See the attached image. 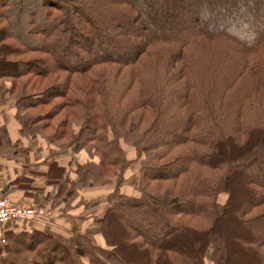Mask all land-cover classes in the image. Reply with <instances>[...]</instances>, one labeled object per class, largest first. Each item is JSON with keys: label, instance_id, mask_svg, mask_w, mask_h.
<instances>
[{"label": "trees", "instance_id": "obj_1", "mask_svg": "<svg viewBox=\"0 0 264 264\" xmlns=\"http://www.w3.org/2000/svg\"><path fill=\"white\" fill-rule=\"evenodd\" d=\"M0 98L25 138L89 156L77 184L48 167L55 202L116 181L88 264H205L213 238L212 264H264V0H0ZM30 233L36 263L76 264Z\"/></svg>", "mask_w": 264, "mask_h": 264}, {"label": "crops", "instance_id": "obj_2", "mask_svg": "<svg viewBox=\"0 0 264 264\" xmlns=\"http://www.w3.org/2000/svg\"><path fill=\"white\" fill-rule=\"evenodd\" d=\"M10 103L11 102H5L2 98H0V130L3 137V146L0 149V198L9 197L16 201V203L28 207H47L51 210V217L48 222L43 223L21 222L19 224H7L4 229L7 241L17 242L16 237L18 238L19 235L33 230L45 233V231L50 232V229H56L60 235L64 233L62 235L64 237L61 236L59 238H62L67 242L70 238L67 239L68 237L65 236V234L72 235L71 232H75L76 228L77 232L80 233L79 236H85L87 239L91 240V235H93L94 232L96 233V230L98 231L99 225L97 224V220H92L90 215L85 214L86 209L81 205V196H78L75 192L74 198H72L67 204L55 202L54 197L57 193V186H48V179L46 177L48 167L53 163H56L58 166L66 169L67 173L69 172L68 170L71 168L72 162L70 163V157H66L67 151L70 152L71 150L72 157H77L78 155L82 156L84 152H77L75 147L68 150H61L47 144L38 137L27 139L21 135L18 138L15 135L19 133L18 129L21 130V127L17 125L18 123L15 120V112L13 111V108L10 105L8 110L3 111L2 109L6 108V105ZM2 105H5V107H2ZM2 115H7L8 122H11L5 127H2ZM4 129L7 132L4 133ZM133 154L136 159L135 152ZM81 158L82 163H80V166L82 167L89 161V156L85 153V157ZM128 160L132 161L133 157ZM70 170L73 171L74 169L71 168ZM21 177L32 181L31 184H20V187L25 186L28 190L19 188L13 183ZM123 185H125V181ZM98 188L100 187H86L81 188V190L84 192L86 191L87 198L85 197V199L90 201V196L92 195L91 191H94L93 195L96 198ZM122 188H120V194L121 190L124 191ZM111 189L113 188H110V190ZM77 193L80 192L77 191ZM86 194H84V196ZM107 195L104 198V204L100 207L102 209V214L103 209L105 210L107 206ZM65 211H69L66 212L68 215L63 214ZM102 214L101 217L103 216ZM73 227L75 228L73 229ZM98 241L100 242V245L103 244L100 236Z\"/></svg>", "mask_w": 264, "mask_h": 264}, {"label": "rangeland", "instance_id": "obj_3", "mask_svg": "<svg viewBox=\"0 0 264 264\" xmlns=\"http://www.w3.org/2000/svg\"><path fill=\"white\" fill-rule=\"evenodd\" d=\"M44 85H45V83H44ZM10 102H11L10 104L6 105L7 106L6 108H2L3 111L4 110L5 111L8 110L10 105L13 108L14 101H10ZM2 107H5V105H2ZM13 111L15 112L14 109H13ZM2 116H3V121H2V125L3 126L2 127H5L8 123H11V122H8L7 115H2ZM3 132L5 133L7 131L4 129ZM18 132L19 133L16 134L15 136H17L19 138L22 135V131L18 129ZM110 136H111V139H112L113 138L112 135H110ZM120 143H121V147H122L123 151L126 154L127 160L129 158L133 157V160H132L133 164L127 169V171L124 174L125 178H123V179L125 181V185H122V187L124 186L123 188L121 187L122 189H124V191L121 190V194H119L118 201L119 202L129 203V204H137V203H139L141 201V199H143L145 197L144 194L139 192L140 161L139 160L137 161L135 159L134 154H133L135 152V150L132 147H130V146L126 145L125 143H123L122 140H120ZM82 152H84V151H82ZM85 153L86 152H84L82 154V156L78 155L77 157H72L71 156V150H70V152L67 151L66 157H70V163L72 162V168L73 169L76 170V169H78V167H81L80 166L81 165L80 163H82V158L81 157H85ZM131 154H132V156H131ZM135 155H136V153H135ZM70 176H71V179L73 180V182L75 184H77L78 181H79L78 175L71 170V175ZM115 183H116V181L114 180V181L108 182L103 187L98 188V192H97L98 194H96V198L93 195L94 191H91L92 195L90 196V198H91L90 201L85 199V197L87 198L86 191L85 192L82 191L80 187H78V189L76 188L77 189L76 190V194L78 196H81V199H82L81 205H82L83 208L86 209V213L85 214L90 215L91 216L90 218L92 220H95V221L97 220L98 221L100 219L99 217H101V214H102V211H101L102 209L100 207H101V205L104 204L105 196L108 193L111 192L112 189L110 190V188H113ZM77 191L80 192V193H77ZM84 194H86V195L84 196ZM174 200H175V198L173 197V195L170 192H166L164 194L163 201L165 203H169V202H172ZM224 201H225V195L223 194L220 197V203L223 204ZM81 205H80V207H81ZM106 208H107V206H106ZM106 208H105V210H106ZM105 210L103 209V214H104ZM66 212H69V211H65L63 214H66ZM66 215H68V214H66ZM74 228L75 227H73V229ZM52 230L53 229H50V232L49 231H45L44 234L51 238V242L53 244H57V243L67 244V246H69L70 249H71V253H72L73 259L76 262V264H88V260L87 259L79 258V257H77L75 255V247L78 244L82 245L84 247L85 246L88 247V244L86 242H84V239H86V237L85 236H82V237L79 236L80 233L77 232V228L75 229V232L74 231L71 232L72 235L65 234V236L68 237L67 239L70 238L69 241H67V242L64 239H62V238L60 239L59 238L64 233L60 235L58 230H56V229L53 230V231ZM27 233L28 234H26V235H19L18 238L16 237L17 242L7 241V244L5 246H3V247L0 246V264H33V263L37 262V259H35L36 258L35 257V252L27 253L28 251L24 250V245L21 243V239L25 241L26 246H27L29 243L38 242L37 240L39 238L35 237L34 233H30V232H27ZM57 235H58V237H57ZM91 236H92V239H91L90 242H91V245L93 247H95L96 244H100V242L98 241L99 234H98L97 230H96V233L94 232V234L91 235ZM62 237H64V236H62ZM91 245H89V247H91ZM216 249H217V242H216V239L213 238L212 242H211V246H210L209 252H208L207 259L205 261V264H212ZM45 257H46V259L49 260L52 256L50 254H46ZM186 263L190 264L189 262H186ZM36 264H38V263H36Z\"/></svg>", "mask_w": 264, "mask_h": 264}, {"label": "built area", "instance_id": "obj_4", "mask_svg": "<svg viewBox=\"0 0 264 264\" xmlns=\"http://www.w3.org/2000/svg\"><path fill=\"white\" fill-rule=\"evenodd\" d=\"M51 210L44 206L28 207L15 203L9 197L0 198V246L7 244L5 226L14 222H48Z\"/></svg>", "mask_w": 264, "mask_h": 264}]
</instances>
